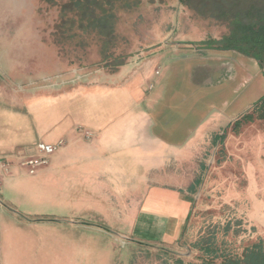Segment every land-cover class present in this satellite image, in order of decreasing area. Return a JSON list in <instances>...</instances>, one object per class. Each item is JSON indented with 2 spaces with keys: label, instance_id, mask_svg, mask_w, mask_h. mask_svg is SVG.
Instances as JSON below:
<instances>
[{
  "label": "rangeland",
  "instance_id": "374dc122",
  "mask_svg": "<svg viewBox=\"0 0 264 264\" xmlns=\"http://www.w3.org/2000/svg\"><path fill=\"white\" fill-rule=\"evenodd\" d=\"M64 1L0 0V96L34 86L57 89V77L75 70L114 73L127 67V75L161 53L130 87L152 85L148 95L172 108L192 93L181 62L188 55L212 62L223 54L232 67L214 73L220 83L202 90L206 128L214 124L216 133L207 137L198 196L177 243L148 240L140 229L134 233V218L102 210L90 219L104 233L57 222V233L32 236L36 244L26 253L31 264H198L203 253L197 245L241 255L246 246L264 243V64L225 51L237 25H264V0H141L112 9L115 15L108 8L113 20L73 16L61 8ZM213 88L220 95L210 94ZM196 123L197 117L191 125ZM75 209L57 204V215L69 217Z\"/></svg>",
  "mask_w": 264,
  "mask_h": 264
},
{
  "label": "crops",
  "instance_id": "0c3cea01",
  "mask_svg": "<svg viewBox=\"0 0 264 264\" xmlns=\"http://www.w3.org/2000/svg\"><path fill=\"white\" fill-rule=\"evenodd\" d=\"M160 55L127 75V67L114 73L76 70L57 81V89L34 86L0 96V264H31V237L57 233V222L104 233L91 221L102 210L134 218V233L140 229L148 240L177 243L198 196L207 137L216 133L214 124L206 128L202 90L219 84L214 73L232 67V60L223 54L222 61L220 55L212 62L189 55L181 60L194 100L181 95L171 108L148 95L154 86L130 87ZM196 117L199 123L191 125ZM38 142L58 150L32 175L22 161L34 155ZM57 204L79 206L80 212L57 215Z\"/></svg>",
  "mask_w": 264,
  "mask_h": 264
},
{
  "label": "trees",
  "instance_id": "16d2710c",
  "mask_svg": "<svg viewBox=\"0 0 264 264\" xmlns=\"http://www.w3.org/2000/svg\"><path fill=\"white\" fill-rule=\"evenodd\" d=\"M182 3L183 0H180ZM139 3V2H138ZM137 3V4H138ZM108 6H113L107 2ZM102 0H69L62 8L71 10L73 16L89 20H113L112 14H107L108 8ZM95 7H100L95 11ZM129 7V5L127 6ZM111 12H112V7ZM82 12V17L79 13ZM80 20V19H79ZM229 48L242 54L252 56L261 64H264V25H237L230 38L226 39ZM202 254V261L198 264H215L217 259H221V264H264V243H254L246 246L242 254H231L225 250L212 248L211 245L195 246Z\"/></svg>",
  "mask_w": 264,
  "mask_h": 264
},
{
  "label": "built area",
  "instance_id": "2783aa9c",
  "mask_svg": "<svg viewBox=\"0 0 264 264\" xmlns=\"http://www.w3.org/2000/svg\"><path fill=\"white\" fill-rule=\"evenodd\" d=\"M58 146L38 142L34 146V155L22 161V165L27 167L30 174H35L38 169L49 164L50 158L57 152ZM2 166H4L2 164ZM1 181V177H0Z\"/></svg>",
  "mask_w": 264,
  "mask_h": 264
},
{
  "label": "flooded vegetation",
  "instance_id": "af4514ba",
  "mask_svg": "<svg viewBox=\"0 0 264 264\" xmlns=\"http://www.w3.org/2000/svg\"><path fill=\"white\" fill-rule=\"evenodd\" d=\"M103 2H105V4L107 3V2H110V3H112L113 4V6H108L107 4L105 5V7L106 8H110V7H112V9L114 10L113 12H115V10L118 8H121V7H125V6H135V5H137V3L139 2V1H141V0H102ZM69 2V0L68 1H64L63 2V4H60V6H61V8L63 7V5L64 4H66V3H68ZM57 5H59L58 4V2H57ZM112 12V13H113ZM114 14V13H113ZM115 15V14H114ZM75 72H76V70L75 71H72L70 74H68V75H59L58 77H57V81H64L65 79H66V76H68V77H72V75L73 74H75ZM101 72H103V73H108V72H105V71H101ZM101 74V73H100Z\"/></svg>",
  "mask_w": 264,
  "mask_h": 264
}]
</instances>
